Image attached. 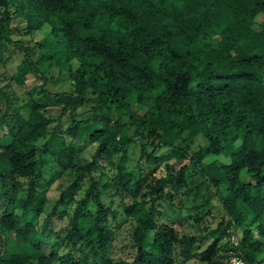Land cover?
<instances>
[{
    "label": "trees",
    "instance_id": "16d2710c",
    "mask_svg": "<svg viewBox=\"0 0 264 264\" xmlns=\"http://www.w3.org/2000/svg\"><path fill=\"white\" fill-rule=\"evenodd\" d=\"M0 67V264H264V0H0ZM41 154L69 181L48 212ZM200 185L196 235L166 210Z\"/></svg>",
    "mask_w": 264,
    "mask_h": 264
},
{
    "label": "rangeland",
    "instance_id": "374dc122",
    "mask_svg": "<svg viewBox=\"0 0 264 264\" xmlns=\"http://www.w3.org/2000/svg\"><path fill=\"white\" fill-rule=\"evenodd\" d=\"M255 27H256V25L254 26V28ZM257 29H259V27H257ZM46 30H47L46 27L41 29L37 34L34 35V39H40ZM30 44H32V43H30ZM19 62H20L19 54H13L12 58H10V60L7 62L5 75L10 76L16 70V66ZM58 68H59V66L53 68L51 73H49V76H51V77L49 78L47 89L52 91V92H56V91H67V92H69V91H71L73 88L72 82L70 80H68L64 74L60 75ZM0 71L4 72V69L2 67H0ZM5 83H6V80H4L1 77L0 85L5 84ZM40 83H41V81L35 77L29 78V80H28L29 85H38ZM50 111L52 114H54L56 112L55 108H50ZM77 111L78 112L82 111V108H79ZM61 123H62V127H65L68 124V118L66 116L62 117ZM95 147H96V145L94 143L93 144L86 143L84 146L83 155L81 156L80 161H82V162L88 161L91 158L92 154L94 153ZM130 154L132 157H136L135 152L134 153L131 152ZM222 156L219 158L221 160H225V159H223ZM53 157L54 156H47L46 154H41L39 157L40 160L43 161L41 172L45 176L46 181L50 182V185L48 186V189H47L48 200L45 204V210L47 212L51 209L53 203L58 198L60 191L63 188H65L69 183L67 176H66V172L54 160ZM185 163H187V161L184 160L181 163L176 162L174 164L178 167L181 164H185ZM195 178L197 179V177H195ZM193 184L194 183L190 182L187 188H192ZM110 193H111V191H110ZM193 195H195V196H193ZM206 196H208V190H205L204 185H200V187L198 189H193L189 192L188 199L184 202V204H182L179 199H176L175 203H174L175 207L173 209H167L166 214L170 216L171 220L174 219L176 221H182L185 218L186 220H185L184 225H183L184 230L191 231L194 234L199 235L200 230L198 229L196 224L192 223V220L189 218V216L195 215L197 213L196 211H199L205 207L204 206L205 204H203V203H204ZM77 197L79 198V196H77ZM111 199H113L115 201V203H119L121 200V198L119 196H115ZM102 200L105 203H107L110 200V196H108L107 194H103ZM125 200H127V198H125ZM208 206L212 212V218H210V219H211L213 226L219 220L223 221V223H225L227 221V218L223 215L222 209L217 205L215 197H211V199L208 203ZM220 217H221V219H220ZM116 222L121 224V227L117 231L118 237L115 240V242L113 243L111 253L113 255H121L122 253H125V251L128 249V242H129L128 230H129L130 225H129V222H127V221L123 222V220L121 218H118ZM65 223H66L65 220H59L57 218H53V220L51 222V226L54 229H57L60 226H64ZM175 227L178 228L179 225L176 224ZM54 237L55 236L53 234H51L50 240H53ZM221 244H223L222 255H224V251L229 247L225 236L221 237ZM47 245H48V243L46 244V247H47ZM176 264H178V263H176ZM187 264H192V263L189 262Z\"/></svg>",
    "mask_w": 264,
    "mask_h": 264
},
{
    "label": "built area",
    "instance_id": "2783aa9c",
    "mask_svg": "<svg viewBox=\"0 0 264 264\" xmlns=\"http://www.w3.org/2000/svg\"><path fill=\"white\" fill-rule=\"evenodd\" d=\"M227 264H249L239 256V254L232 252Z\"/></svg>",
    "mask_w": 264,
    "mask_h": 264
}]
</instances>
